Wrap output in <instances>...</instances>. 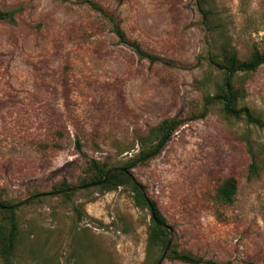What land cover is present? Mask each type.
I'll return each mask as SVG.
<instances>
[{"label": "rangeland", "instance_id": "rangeland-1", "mask_svg": "<svg viewBox=\"0 0 264 264\" xmlns=\"http://www.w3.org/2000/svg\"><path fill=\"white\" fill-rule=\"evenodd\" d=\"M94 1L162 60L123 42L86 0H0V10L15 12L0 19V200L43 194L16 207L9 260L0 211V264L160 262L151 213L130 185L80 183L92 176L90 159L124 165L142 148L139 138L171 117L185 123L132 169L172 226L171 245L218 264H264V127L205 101L223 79L209 55L224 40L241 59L264 50V0ZM201 3L213 11L209 23ZM234 81L241 104L264 120V64ZM229 177L238 191L224 203L217 189ZM63 180L81 188L68 198L53 193ZM161 264L185 263L164 256Z\"/></svg>", "mask_w": 264, "mask_h": 264}, {"label": "trees", "instance_id": "trees-1", "mask_svg": "<svg viewBox=\"0 0 264 264\" xmlns=\"http://www.w3.org/2000/svg\"><path fill=\"white\" fill-rule=\"evenodd\" d=\"M201 1L203 4L206 2V0ZM86 2L94 10L100 12L105 18H107L113 24L114 30L120 39L133 47L141 56L148 58L151 62L162 60L161 58L146 52L139 43L129 40L121 26L120 20L115 14L109 12L94 0H86ZM200 11L202 13L203 21L209 23L213 11L202 5V3L200 4ZM14 17V11L0 10V19L8 20L14 19ZM209 61L216 70L223 74V79L216 85L213 95L205 96L207 106L213 103L220 104L222 106L221 110L225 115L235 118L244 117L248 122L264 127V120L262 117L256 115L248 105L241 104V100L244 97V90L242 87L236 86L234 81V77L239 72H254L264 64V50L254 47L248 58L241 59L236 47L230 40L226 39L220 44L219 52L217 54L209 55ZM203 115H206V111H204ZM184 123L185 120L176 117L166 118L162 120L157 127L152 129L148 136L140 137L139 141L142 148L137 154L130 157L125 164L121 166L126 168V171L120 170L111 172L113 168L119 166L113 167L100 160L90 159L89 170L92 173V176L89 180H83L80 184H82L81 187L96 185L103 190H112L119 186L130 185L135 192L137 205L148 208L151 213L152 224L149 232V243L151 247H162L164 249L165 257L185 264H218L211 259L205 260L203 257L197 256L191 252L179 250L174 245H169L171 231L168 228L169 224L166 216L163 214L158 202L145 193L144 186L132 173L134 167L139 164H145L160 154L167 143L171 140L173 134ZM151 136L155 139L154 143L147 142L149 139L151 140ZM254 167L255 165L252 163L251 169ZM73 187L77 186H72L67 180H63L58 186H56V191L53 193H58L68 198L73 194V191H62ZM237 191L238 180L235 177H229L218 186L217 198L224 203H232ZM40 195L43 194H37L36 197H39ZM13 205L15 204L0 200V211L5 213L8 217V232L2 245V253L7 260H9L11 253L15 249L19 236V221L16 215V208H12ZM154 264H159V262H155Z\"/></svg>", "mask_w": 264, "mask_h": 264}, {"label": "water", "instance_id": "water-1", "mask_svg": "<svg viewBox=\"0 0 264 264\" xmlns=\"http://www.w3.org/2000/svg\"><path fill=\"white\" fill-rule=\"evenodd\" d=\"M120 170H125V171H126L127 169H126V168H123V167H121V166H119V167H115V168H113V169L111 170V172H114V171H120ZM89 186H92V185H87V186H84V187H89ZM78 188H81V187H80V186L73 187V188H70V189H68V190H64V191H62V192H66V191H74V190H76V189H78ZM34 197H36V196H31V197H29V198H27V199L21 201L20 203H17V204H15V205H13L12 208H16L17 206L26 203L27 201L33 199ZM168 228H169L170 231H171V239H172L173 228H172L170 225H168ZM171 239H170L169 245L171 244ZM163 258H164V256H163ZM163 258L161 259V261L163 260ZM161 261L159 262V264H161Z\"/></svg>", "mask_w": 264, "mask_h": 264}]
</instances>
